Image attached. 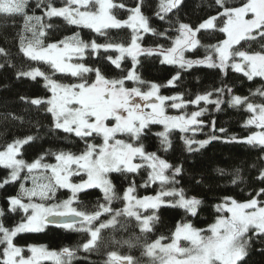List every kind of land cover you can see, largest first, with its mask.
I'll return each mask as SVG.
<instances>
[{
	"label": "snow or ice",
	"instance_id": "1",
	"mask_svg": "<svg viewBox=\"0 0 264 264\" xmlns=\"http://www.w3.org/2000/svg\"><path fill=\"white\" fill-rule=\"evenodd\" d=\"M30 6L31 0H0V16L6 19L20 17L23 21L18 32L19 54L27 61L43 63L51 70L46 73L39 67L24 69L9 63L10 67L16 68L17 79L36 81L40 78L44 81L42 86L50 93L48 98L21 96L20 99L37 108L43 107L51 115L53 129L74 136L84 148L79 154L47 150L29 163L23 158L24 146L32 144L38 137L26 135L0 150V167L8 170V175L0 181V189L20 182L17 194L6 197L7 212L23 214L20 222L9 228L2 219L6 213L0 208V264H39L42 259H53L55 264H71L74 252L69 247L56 253L29 245L27 252L30 255L25 256V249L14 243V238L21 233L43 232L50 222L55 223L49 221V217L60 221L57 226L64 229L87 232L89 238L83 244L85 251L96 247L100 229L119 226L121 213L117 212L107 224L92 227L103 214L110 212L116 197L110 173L129 179V174H137L144 168L149 171L140 187L160 185L161 190L155 196L137 197L134 180L123 191V215L134 217L142 232L151 233L159 217L156 211L142 215L137 209L158 210L166 206L182 209L195 217L202 201L186 196L183 188L175 187L180 183L178 177L185 171L183 163L173 165L157 152L145 149L142 137L151 131L152 125L163 128L152 135L158 138L159 151L165 153L173 148V131L181 134L182 151L192 156L213 141L248 145L260 151L252 165L257 169L255 179L260 183L258 187L253 186L248 199L238 202L232 197H224L215 210L229 215H220L207 230L197 229L189 222H178L170 238L161 235L146 246L147 255L154 264H244L254 244L260 245L258 250L264 252V85L250 90L248 96H241L221 79L220 87L197 93L190 100L185 99L184 93L161 94L162 88L178 87L182 73L196 66L218 69L221 77L231 69L248 81L257 77L264 80V0H241L239 6H229L226 0H214V5L208 7L216 14L209 12L207 18L202 17L196 24L180 18L185 0H157L151 16L144 11L146 6L152 7L147 0H133L131 4L123 0H60V6L53 0H36L29 13ZM117 9L126 12L127 18H118ZM37 10L39 14H36ZM54 19L63 20L65 25L77 29H88L96 36L105 37L106 42L98 43L95 38L86 41L76 31L46 43L49 31L59 27L52 23ZM153 19L165 26L162 31L152 26ZM125 28L131 33L127 43L109 38L108 30ZM173 32L175 35H170ZM202 32H219L224 38L215 44L203 45L199 38ZM147 35L169 43L167 46L143 47L142 41ZM253 41L259 44V50L249 51L241 46L242 42ZM198 47L205 49L202 59L186 57L187 52ZM101 51L115 53L104 59L121 70L123 74L119 78H108L100 67L84 63L89 53L96 58ZM0 55L7 57L9 52L0 48ZM141 56L156 57L161 65L175 67L177 71L163 83L146 81L138 72ZM125 59L131 60L130 69H123ZM3 67L4 64H0V68ZM57 74L76 78V82H59L53 78ZM90 74H94L91 81L87 78ZM127 82L134 86L127 87ZM256 97L260 98L259 102L254 99ZM225 103L229 108H243L249 114L241 127L257 130L244 137L228 136L226 128L216 127L215 118L210 123L201 119L209 112L223 111ZM189 106L194 109L190 113L187 111ZM168 108L178 114H167ZM108 121L113 123L110 125ZM205 127L210 129V134L205 139H197ZM118 136L130 139L126 141ZM96 137L102 139L101 144L92 142ZM48 155L54 157V164L45 162ZM137 160L140 162H134ZM217 171L223 173L224 170ZM85 175L87 179H83ZM75 176H80L81 181L73 182L71 178ZM238 179L237 175L232 183L236 184ZM196 182L200 183L199 180ZM29 183L31 187L26 186ZM165 185L172 187L165 189ZM60 189L67 190L70 195L57 202ZM90 189H98L104 201L98 203L93 213L73 206L78 202L79 194ZM165 197L171 199L165 200ZM205 232L210 235L202 234ZM165 239L170 242L164 243ZM181 241L187 242L188 246H182ZM104 264H133V257L112 251L107 253Z\"/></svg>",
	"mask_w": 264,
	"mask_h": 264
},
{
	"label": "trees",
	"instance_id": "2",
	"mask_svg": "<svg viewBox=\"0 0 264 264\" xmlns=\"http://www.w3.org/2000/svg\"><path fill=\"white\" fill-rule=\"evenodd\" d=\"M53 2L57 6H60V0H53ZM123 2L131 4L133 0H123ZM35 3L36 0H31L29 13H31ZM156 3L157 0H147V4L152 6L145 7L144 11L147 15L151 16ZM226 3L229 6H239L241 0H226ZM209 4L214 5V0H185V7L180 13V18L186 23L196 24L202 17L207 18L209 12L215 15L214 9L208 7ZM36 14H39V10H37ZM115 14L120 19L127 18V13L119 9L115 10ZM52 23L59 27L49 31L46 43L55 42L76 31H79L81 37L86 41L95 38L98 43L106 42L105 37L96 36L88 29H77L75 26H67L63 20L54 19ZM22 24L23 21L20 17L6 19L0 16V48H4L9 52L7 57L0 55V64H4V67L0 68V150L14 139L23 138L26 135H35L38 137L37 140L30 145H25L23 150V158L29 163L47 150H68L79 154L84 148V144L81 141L74 136H68V134L62 131L53 129L51 115L47 114L43 110V107L37 108L20 99L21 96H26L30 99L45 98L49 95V92L42 86L44 81L40 78H37L36 81L17 79L16 68L10 67L9 63L17 67H23L24 69L39 67L46 73L51 72L47 65L27 61L19 54L18 32ZM152 26L156 27L159 31H162L163 27H165L155 19L152 21ZM130 35V30L126 28L108 30L109 38L115 42L122 41L127 43ZM170 35L174 36L175 33H170ZM199 38L203 45H210L222 40L224 36L219 32L211 34L202 32L199 34ZM168 43L169 41L160 37L147 35L142 41V46L155 47L157 44L167 46ZM241 46L248 48L249 51L259 50V44L255 41L249 43L242 42ZM107 55L114 56L115 53H104L101 51L96 58H93L89 53L84 63L89 66L100 67L108 78H119L123 73L104 59ZM185 55L187 58L193 60L202 59L205 55V49L204 47H198L191 52H187ZM139 59L138 72L146 81L163 83L177 71L175 67L161 65L156 57L141 56ZM122 67L125 70L130 69L131 60L125 59ZM182 77L183 79L180 81L178 87L162 88L161 94L184 93L185 99L190 100L197 93H203L212 88L220 87L221 79L224 84L232 85L234 93L241 96H248L250 90L254 91L257 87L264 85V80L258 77L254 78L253 81H248L242 74L234 73L231 69L227 70V75L221 77L218 69H209L203 66L188 69L182 73ZM53 78L64 83L76 82V78H72L71 76L57 74ZM87 78L89 81L93 80L94 74H90ZM126 86L131 88L134 85L132 82H127ZM254 99L256 102L260 101L259 97ZM208 107L211 108L212 106L209 105ZM192 110H194L192 106H189L187 109L189 113ZM248 115L243 108H229L225 103L223 111L217 113L209 112L201 119L206 123H210L215 118L216 127L226 128L228 136L237 135L244 137L256 130L255 128L245 129L241 127ZM160 129V125H152L151 131L142 137V142L146 151L157 152L160 157L166 159L169 163L173 165L183 163L185 171L182 176L178 177L180 183L175 185V187L183 188L186 196L195 197L202 201L195 217L187 215L182 209L162 206L156 211L159 219L153 224V231L146 233L140 230V226L135 218L121 214L118 217L119 226L102 228L99 232L97 246L88 251L83 249V244L89 238L87 232L68 230L57 225H48L43 232L39 233L19 234L14 238V242L22 247H28L29 245L43 246L47 251L56 253H59L64 247H69L74 252L71 264H104L107 260V253L112 251L125 256L130 255L133 257V264H154L153 259L146 254V246L150 242L161 235L170 238L178 222H189L198 229L207 227L216 220V217L222 214L227 216L226 212L219 213L215 210L216 205L220 204L224 197H232L238 202H243L248 199V193L252 191L253 186H259L260 182L255 179L258 174L257 169L252 167L257 161V156L260 154L258 148H252L243 144L213 141L200 153L192 156L182 151L181 134L178 131H173L171 133L173 148L168 153H165L159 151L158 138L152 135L154 132H159ZM209 134L210 129L205 127L203 132L196 138L205 139ZM217 134L219 135V133ZM117 138L126 141L130 139L126 136H118ZM89 140H92V138H89ZM92 142L99 145L102 143V139L96 137ZM45 162L54 163L55 159L51 155H48L45 157ZM257 167H259V164H257ZM217 169H223L224 171L220 173ZM237 169H239L238 173ZM148 171V169L142 168L137 174H129V179H125L123 175L118 173L109 174V179L112 181L116 192V197L110 205L113 211L124 207V201L122 200L123 191L132 180L135 181L136 196L151 195L157 191V184L140 187L146 181ZM7 175L8 170L0 167V181H3ZM237 175L239 179L236 184H233L232 181ZM197 180L200 183H197ZM19 183L17 181L0 189V208H3L6 213L2 219L4 225L9 228L20 222L23 215L22 213L13 215L7 212L6 197L17 194ZM164 187L168 189L172 185H165ZM69 195L68 191L58 190L56 201L66 199ZM98 203H104L102 193L98 189H90L80 193L78 202L73 206L78 207L81 211L93 213ZM110 216V213L102 215L98 221L94 222L93 227L107 221L110 219ZM169 240L165 239L164 241ZM259 247L260 245L254 244L244 264H264V252L259 251ZM25 254H27L26 251ZM40 264L55 263L44 261Z\"/></svg>",
	"mask_w": 264,
	"mask_h": 264
},
{
	"label": "rangeland",
	"instance_id": "3",
	"mask_svg": "<svg viewBox=\"0 0 264 264\" xmlns=\"http://www.w3.org/2000/svg\"><path fill=\"white\" fill-rule=\"evenodd\" d=\"M162 95H164V94H162ZM48 97H50V93H49V95L47 96V97H45V98H48ZM167 114H169V115H176V114H178V113H176V111L175 110H173V109H171V108H168L167 110ZM107 123H109L110 125L113 123L112 121H108ZM122 123V125L125 127V128H127V124L125 123V122H121ZM163 130V128H162V126H161V129H160V131H162ZM257 130V129H256ZM255 130V131H256ZM133 131H136L135 129H133ZM56 162V161H55ZM54 162V163H55ZM54 163H52V164H54ZM23 175V174H22ZM72 179V181L73 182H76V183H78V182H80L81 181V178H80V176H75V177H72L71 178ZM83 179H87V177H86V175L84 176V178ZM151 185H153V184H151ZM157 185H158V189H157V191L155 192V193H153V194H151V195H147V196H155L156 195V193L158 192V191H160L161 190V187H160V185L157 183ZM27 187H31L32 185L29 183V184H27L26 185ZM60 190H64V189H60ZM65 191H67V190H65ZM58 192V191H57ZM143 196H146V195H143ZM143 196H141V197H139V196H137V197H139V198H142ZM68 198V197H67ZM66 198V199H67ZM165 200H168V199H171V198H169V197H165L164 198ZM64 200V199H63ZM60 201H62V200H60ZM38 202V201H37ZM58 202V201H57ZM243 202H245V201H243ZM48 203H51V202H48ZM221 203H223V201L221 202ZM162 207V206H161ZM137 211H141V214L142 215H151L152 213H153V211H157V210H153V209H147V210H140V209H137ZM117 212H120L121 214H123V208H121L120 210H115V211H113L112 209H111V207H110V214H111V216H110V219L112 218V216L113 215H115ZM108 213V214H109ZM104 215V214H103ZM227 215H229L228 213H227ZM219 217V216H218ZM218 217H216V219L218 218ZM134 218V217H133ZM109 220V219H108ZM107 220V221H108ZM107 221H105V222H103V223H99V224H107ZM216 221V220H215ZM215 221L213 222V223H215ZM213 223H211V224H213ZM99 224H97L95 227H98L99 226ZM211 224H209L207 227H205V228H202V229H204V230H207L208 229V227L211 225ZM92 227H93V225H92ZM95 227H93V228H95ZM106 227H108V226H106ZM198 229V228H197ZM101 230V229H100ZM21 234H25V233H21ZM202 234H207V235H210V233L209 232H205V233H202ZM164 243H168V242H170V240L169 241H163ZM15 243V242H14ZM15 245L16 246H19V245H17L16 243H15ZM181 245L182 246H188V244H187V242H185V241H181ZM19 247H22V246H19ZM37 247H43V246H37ZM22 248H24L25 249V251L27 252V248L28 247H22ZM44 249H45V247H43ZM46 250V249H45ZM47 251V250H46ZM47 252H50V251H47ZM146 254H147V251H146ZM24 255L25 256H29L30 255V253L29 252H27V254H25V252H24ZM151 258V257H150ZM44 261H48V262H53V263H55V261L53 260V259H42V260H40V262H39V264L40 263H42V262H44Z\"/></svg>",
	"mask_w": 264,
	"mask_h": 264
},
{
	"label": "water",
	"instance_id": "4",
	"mask_svg": "<svg viewBox=\"0 0 264 264\" xmlns=\"http://www.w3.org/2000/svg\"><path fill=\"white\" fill-rule=\"evenodd\" d=\"M72 220H75L76 218H70ZM49 221H55V223H49L48 225H58L59 223H61L60 221H57L56 218L53 217H49Z\"/></svg>",
	"mask_w": 264,
	"mask_h": 264
}]
</instances>
